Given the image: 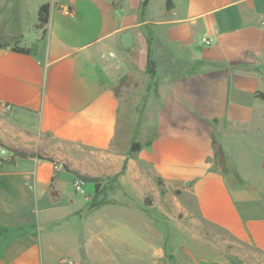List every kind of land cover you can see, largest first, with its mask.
Instances as JSON below:
<instances>
[{"label": "crops", "instance_id": "0c3cea01", "mask_svg": "<svg viewBox=\"0 0 264 264\" xmlns=\"http://www.w3.org/2000/svg\"><path fill=\"white\" fill-rule=\"evenodd\" d=\"M144 1L47 0L45 33L35 31L28 44L29 29L21 34L19 45L31 53L0 48V139L30 146L36 135L51 134L110 149L120 110L112 85L138 69L148 78L140 131L151 135L136 151L139 160L163 180L161 189H181L195 201L200 221L252 247L259 254L252 264H264V0ZM29 8L25 0L28 14ZM129 30L134 45L124 49L120 37ZM214 139L235 185L215 167ZM18 159L0 163V264H54L63 257L59 249L71 246L78 251L67 256L78 264H164L157 239L137 232L127 207H120L114 233L104 223L95 231L93 208L81 215L79 206L81 223L60 230L63 245L15 238V179L42 198L54 171L49 161L27 158L31 168ZM130 166L138 168L137 159L130 157ZM132 176L142 183L145 173ZM63 207L42 214L65 218L70 212ZM193 258L195 264H233L218 252Z\"/></svg>", "mask_w": 264, "mask_h": 264}, {"label": "rangeland", "instance_id": "374dc122", "mask_svg": "<svg viewBox=\"0 0 264 264\" xmlns=\"http://www.w3.org/2000/svg\"><path fill=\"white\" fill-rule=\"evenodd\" d=\"M46 1L26 0L30 5L28 14L24 9L25 0H0V41L9 42L11 46L19 44L23 41L22 32L28 29L30 36L26 37V44L29 42L27 38L31 39L35 31L44 34L43 29L37 28V22H34L37 18L36 7ZM129 59L132 61V55ZM123 75L131 76L133 80L121 88L118 131L110 149L86 147L60 140L51 134L36 135L31 139L30 146H24L21 140L8 143L0 139L2 160L9 161L12 155L9 147L26 148L39 153L43 159H38L49 161L54 170L53 181L49 187L46 186L50 194L47 195L45 191L46 196L42 198L34 196L33 190L36 188L20 185L15 179L11 187L14 237L29 236L50 245H63V236H66L61 235L60 230H74L81 223L77 211L79 206L83 209L81 215H85L88 208H93L91 216L94 223L91 227L95 231H99L102 228L100 223H104L103 226L109 225L114 233L118 231L117 221L121 216L119 209L127 207L130 211L126 216L136 218L137 232L149 240L157 239L158 247L165 255L164 264H195L193 255L210 252L222 253L229 259L236 258L242 264H252L259 255L252 247L237 241L221 228L200 221L195 201L191 197L182 196L181 189L162 190L160 178L156 174L152 175L150 166L139 160L138 153L131 150L134 141L142 146L151 138V135L140 131L148 78L138 69ZM119 79L115 84L119 83ZM130 157L137 159L138 168H131ZM225 161L216 160L215 167L223 171L230 183L235 185L237 181L234 172ZM18 163H31V168L35 167L34 162L22 158L18 159ZM138 170L140 174L145 173L142 183L140 175V180H131L132 174ZM0 171H5V168L1 167ZM73 171L98 177L99 181L97 184L79 182ZM255 177L259 178V175L256 173ZM180 206H185V210L179 209ZM60 207H63V213L71 214H66L65 218L61 214H42L45 209L54 211ZM105 237L112 240L117 235ZM60 250L62 256L78 251L73 246ZM59 260L54 264H59Z\"/></svg>", "mask_w": 264, "mask_h": 264}, {"label": "trees", "instance_id": "16d2710c", "mask_svg": "<svg viewBox=\"0 0 264 264\" xmlns=\"http://www.w3.org/2000/svg\"><path fill=\"white\" fill-rule=\"evenodd\" d=\"M145 2H146V0L143 2V5ZM50 12H51V4L49 2H44L43 4L40 5V7L38 9V20L36 23V27L39 29H43V33H45L46 26L50 20ZM9 46H11V44L9 42L0 41V48H7ZM11 49L13 51L20 52V53H31V51H32L31 47L20 46L19 44H15V45L11 46ZM154 65H155V62L150 57L148 60V72H151V73L153 72ZM131 80H133L131 76L123 75L120 77L118 84L112 85V90L114 91L116 96H118V97L120 96L121 88L128 86L129 82H132ZM262 96H264V93L262 94ZM141 147L142 146L138 142L134 141L132 144L131 150L132 151H138L141 149ZM214 148H215L216 160L222 159L223 161H225L226 160L225 152H224L222 146L220 145V143L215 139H214ZM8 149L10 150L12 155H11L9 161L2 160L0 158L2 163H7V164L12 165V164H15V161L18 158L27 159V158L37 157V158L43 159V157L41 155H39V153H36L33 150H29L26 148H15V147H9ZM49 160H51V159H49ZM73 173L75 174V176L77 177L78 180H80L84 183H96L97 184L99 181L98 177L82 174L79 171H73ZM159 183H160V185H163V180L160 179ZM162 190H164V188ZM230 260L232 261L233 264H242L236 258H230Z\"/></svg>", "mask_w": 264, "mask_h": 264}, {"label": "water", "instance_id": "95a60500", "mask_svg": "<svg viewBox=\"0 0 264 264\" xmlns=\"http://www.w3.org/2000/svg\"><path fill=\"white\" fill-rule=\"evenodd\" d=\"M121 46L124 49H130L134 45V34L131 30L122 33L120 37ZM1 163V160H0Z\"/></svg>", "mask_w": 264, "mask_h": 264}, {"label": "built area", "instance_id": "2783aa9c", "mask_svg": "<svg viewBox=\"0 0 264 264\" xmlns=\"http://www.w3.org/2000/svg\"><path fill=\"white\" fill-rule=\"evenodd\" d=\"M207 43H210V41L208 39H206ZM8 109L5 108V111H7ZM79 182H81L80 180H78ZM59 264H76V260L71 257V256H63L61 257V259L59 260Z\"/></svg>", "mask_w": 264, "mask_h": 264}]
</instances>
